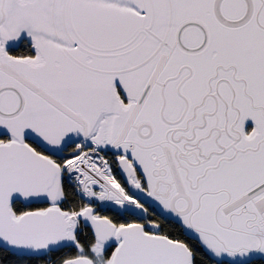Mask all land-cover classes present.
Returning a JSON list of instances; mask_svg holds the SVG:
<instances>
[{"label": "snow or ice", "instance_id": "1", "mask_svg": "<svg viewBox=\"0 0 264 264\" xmlns=\"http://www.w3.org/2000/svg\"><path fill=\"white\" fill-rule=\"evenodd\" d=\"M0 264H264V0H0Z\"/></svg>", "mask_w": 264, "mask_h": 264}]
</instances>
